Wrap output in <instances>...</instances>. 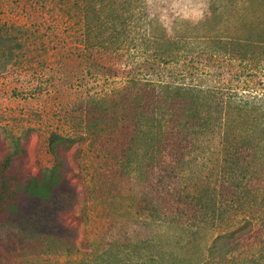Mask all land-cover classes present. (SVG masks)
I'll use <instances>...</instances> for the list:
<instances>
[{"label":"rangeland","instance_id":"374dc122","mask_svg":"<svg viewBox=\"0 0 264 264\" xmlns=\"http://www.w3.org/2000/svg\"><path fill=\"white\" fill-rule=\"evenodd\" d=\"M62 1L0 0V26L29 30L25 52L14 49L11 65L0 71V158L20 140L28 151V173L38 176L51 165L45 150L53 132L85 135L82 158L69 155L65 174L67 208L83 218L77 230L87 242L82 252L66 255L51 240L40 247L19 242L18 229L6 226L0 229V264H192L217 235L223 264H264V0H146L143 30L164 38L218 31L237 40L236 59L226 58L209 84L234 88L237 100L249 104L235 112L234 134L241 146L252 140L255 172H220L218 136L210 134L187 156L185 172L166 175L163 186L175 196H190L191 206L209 207L217 200L215 219L185 228L163 215L157 143L125 129L124 116L135 111L114 88L121 79L91 75L96 68L87 69L81 60L79 19L69 17ZM17 35L12 33V47ZM101 58L102 64L110 61ZM22 204L26 217L28 206Z\"/></svg>","mask_w":264,"mask_h":264},{"label":"trees","instance_id":"16d2710c","mask_svg":"<svg viewBox=\"0 0 264 264\" xmlns=\"http://www.w3.org/2000/svg\"><path fill=\"white\" fill-rule=\"evenodd\" d=\"M62 2L69 17L74 15L79 19V41L84 47L81 60L87 64V69L96 68L91 75L104 76L113 82L121 79L120 86L114 88L121 91L126 101H131L130 110L135 111L131 118L128 114L124 116L125 129L131 128L134 134L150 135L157 143L154 148L159 172L157 193L167 207L163 215L173 217L174 222L184 228L191 223L204 225L207 220L215 219L217 200L213 199L214 204L209 207L191 206L190 196L184 192L175 196L163 185L166 175L171 177L185 172L183 164L187 156L210 134L218 136L222 157L220 172H255L258 169L252 140L241 146L234 134V114L244 107L249 108L248 102L237 100L234 88L209 84L211 78L220 75L226 58L236 59L237 40L223 38L218 31L210 36L164 38L151 30H143L146 0ZM72 10L77 14H72ZM12 33L18 34L13 47ZM28 34L29 30L23 27L0 26V71L11 65L14 49L19 54L25 52ZM150 49L153 54L149 53ZM103 55L110 61L102 64ZM144 55L147 56L142 61ZM239 55L249 60L247 53ZM170 66L180 69L176 73L165 71ZM225 91L230 96H225ZM84 137L83 134L53 132L45 150L51 165L38 176L30 175L24 163L28 158L26 144L20 140L14 142L15 150L0 158V218H3L0 229L16 227L18 231L13 235L17 240L32 242L35 247L45 246L44 242L51 240L66 255L82 252L87 241L79 240L77 229L83 218L67 208L71 194L65 172L69 155L82 158ZM260 165L258 162L257 167ZM22 203L28 206L26 217L22 216ZM221 239V235L212 237L206 254L192 264H223Z\"/></svg>","mask_w":264,"mask_h":264}]
</instances>
